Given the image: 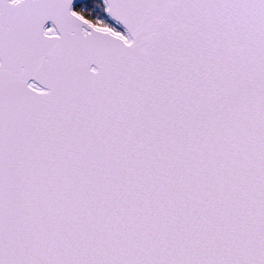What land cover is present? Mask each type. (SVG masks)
<instances>
[{
  "label": "snow or ice",
  "instance_id": "6c2138e0",
  "mask_svg": "<svg viewBox=\"0 0 264 264\" xmlns=\"http://www.w3.org/2000/svg\"><path fill=\"white\" fill-rule=\"evenodd\" d=\"M0 264H264V0H0Z\"/></svg>",
  "mask_w": 264,
  "mask_h": 264
}]
</instances>
